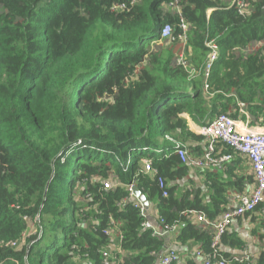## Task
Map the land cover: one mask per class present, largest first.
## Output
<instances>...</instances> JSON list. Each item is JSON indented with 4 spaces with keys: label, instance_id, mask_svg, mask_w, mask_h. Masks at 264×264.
I'll return each instance as SVG.
<instances>
[{
    "label": "trees",
    "instance_id": "16d2710c",
    "mask_svg": "<svg viewBox=\"0 0 264 264\" xmlns=\"http://www.w3.org/2000/svg\"><path fill=\"white\" fill-rule=\"evenodd\" d=\"M124 1L0 0V264H159L165 239L135 207L131 184L157 206L159 220L180 223V243L202 242L209 254L210 235L183 213L219 219L229 189L244 190L232 163L229 183L208 174L205 203L202 188L187 190L191 170L174 148L182 142L203 154L204 139L182 115L198 125L220 113L236 118L238 99L264 125V46L244 53L264 43V0L244 14L227 0H180V14L167 7L174 0L111 10ZM181 18L190 68L175 65L174 49L165 48L166 61L164 48L154 49L179 44ZM166 24L172 36L162 40ZM211 39L220 52L206 93L200 69ZM145 158L156 174L145 172ZM255 260L264 264V251Z\"/></svg>",
    "mask_w": 264,
    "mask_h": 264
},
{
    "label": "built area",
    "instance_id": "2783aa9c",
    "mask_svg": "<svg viewBox=\"0 0 264 264\" xmlns=\"http://www.w3.org/2000/svg\"><path fill=\"white\" fill-rule=\"evenodd\" d=\"M140 1L141 0H128L123 3H116L111 10L113 12H120L128 9L129 5L131 7L137 5ZM227 1H231L232 5L238 7L239 13L244 14L249 9L251 1L254 0ZM179 3L180 0H174L167 7L170 9L172 8L173 10L171 9V11H174V13L180 14L181 8ZM180 27L182 29V34L179 35V44L185 47L188 42L189 26L183 18H181ZM172 31V26L166 24L161 31V39H170ZM260 44H262V48L264 43ZM207 47L209 49L208 56L200 69L204 75L205 82L203 89L206 93L210 90L208 79L214 64L219 59L220 52L219 45L215 39L207 41ZM247 50L244 51L245 54H248ZM174 63L184 68L191 67L188 60L183 56H180L177 61L175 59ZM196 73L197 70L192 68L191 76L195 77ZM248 108L249 105L246 102L238 99L233 111L237 114L236 118L229 113H220L211 122L200 125L198 135L205 141V150L199 157L193 156L184 143L175 142V153L179 156L181 163L189 167L190 170L208 171L219 168L227 169L235 159L240 158L241 162L244 160L249 164L250 175L253 178V185L250 191L248 190L249 185L245 184L243 191L236 193L231 200H228V208L219 219H208L206 214L196 210L183 213L185 217H189L196 221L199 227L206 231L211 237L210 253H205L203 250H199L196 253V256L201 260L202 264H256L255 257H253L246 248H243L240 254L231 255L229 257H227L222 250L223 238L228 232L231 222L246 214L254 213L264 204V125H253L255 120ZM170 140L172 141V139ZM142 165L145 172L157 173V171L153 169L152 162L149 158L143 159ZM159 187L163 192V196L168 197V187L163 178L159 179ZM109 188H111V186L107 183L105 189ZM136 189L137 187L135 184L129 186L130 197L136 200L135 207L139 208L140 214L147 217V215H149L148 209H146L143 203L136 197ZM25 219L28 221L31 220L27 217ZM159 221L160 226L158 228L155 227L154 230L155 236L159 238H163L179 230L180 223L170 225L167 224L163 218ZM38 222V217L36 220H32V223L35 225H37ZM143 227H153V225L150 221H144ZM34 231L31 230V233ZM106 234L108 236L112 235L109 230L106 231ZM24 237L25 235L20 242H11V245L13 247L21 245L26 240ZM161 264H179L178 253L175 250L167 251Z\"/></svg>",
    "mask_w": 264,
    "mask_h": 264
},
{
    "label": "crops",
    "instance_id": "0c3cea01",
    "mask_svg": "<svg viewBox=\"0 0 264 264\" xmlns=\"http://www.w3.org/2000/svg\"><path fill=\"white\" fill-rule=\"evenodd\" d=\"M236 107V104L233 108V111ZM183 118L187 121L189 129L198 135V129L199 126L193 120L188 114H183ZM254 126H257L253 122ZM199 136V135H198ZM193 156L199 157L197 153H193ZM202 155V154H201ZM240 158H237L234 160L233 165H231L234 168V173L238 177L245 178V184H248V190L250 191L253 182L251 181V175H250V166L248 163H246L244 160L241 162ZM228 168H219L214 170H194L191 169L188 182L189 186L186 187L187 190L190 188L191 191L197 190L202 188V195H206L205 197V203L210 204L209 200V194H212L209 186H207V180H208V174L215 175L217 179L229 183L230 181H233L234 178H231L228 175ZM249 181V182H248ZM251 181V182H250ZM185 186H187L185 184ZM185 187L183 188L182 185L179 187L178 191L180 192V195L182 194ZM241 191H237L235 189L230 188L229 191L225 194V197L227 200H231L233 196ZM148 216L151 220V222L154 224L156 228L160 226L159 221V211L157 209V206L155 204L149 203L148 208ZM180 230V227H179ZM179 230L172 232L168 234L167 236L163 237L165 239V248L166 252L169 250H175L178 253L179 256V264H189L190 261H195L196 264H202L201 260L196 256L197 251L203 250L202 242H195L191 241L186 244L180 243L178 240ZM227 239L226 242L222 244V250L225 253H228L231 255H238L242 252L243 248H246L249 250V252L253 255V257L257 258L258 255L264 251V204L262 207H259L254 213L249 214L247 216H243L241 218L234 219L231 222V226L228 229L227 232ZM232 237H235L238 239L241 243H243V248L240 249L238 247H232L231 242H233ZM238 241V242H239ZM166 252H164L166 254ZM162 254L161 257L159 255V264L162 263V259L165 256V254Z\"/></svg>",
    "mask_w": 264,
    "mask_h": 264
},
{
    "label": "rangeland",
    "instance_id": "374dc122",
    "mask_svg": "<svg viewBox=\"0 0 264 264\" xmlns=\"http://www.w3.org/2000/svg\"><path fill=\"white\" fill-rule=\"evenodd\" d=\"M142 1V0H141ZM140 1V2H141ZM139 2V3H140ZM167 42H170V40L169 41H167ZM166 44V42H161V43H158V44H156L155 46H154V49H155V51H162L163 50V48H164V50L160 53V55H161V57H162V59H163V61H166V59H167V50L166 49H168V50H172V49H174V52L176 53V56H175V58H174V61H175V59H176V61L179 59V57L180 56H183V57H185L186 59H187V56H186V54H185V49H186V46L184 47V46H181V45H179V44H175V45H173V48H172V45L171 46H167V45H165ZM261 46H262V44H260V43H254V44H252L251 46H250V48L247 50V53L249 54H254V53H256L260 48H261ZM166 48V49H165ZM166 50V51H165ZM157 53V52H156ZM239 55H240V53H239ZM188 60V59H187ZM190 63V62H189ZM191 65V64H190ZM191 67H193V65H191ZM261 103V102H260ZM255 120V119H254ZM29 227H30V229L32 230V231H34L35 229H36V225L34 224V223H29Z\"/></svg>",
    "mask_w": 264,
    "mask_h": 264
},
{
    "label": "water",
    "instance_id": "95a60500",
    "mask_svg": "<svg viewBox=\"0 0 264 264\" xmlns=\"http://www.w3.org/2000/svg\"><path fill=\"white\" fill-rule=\"evenodd\" d=\"M135 195L143 203V205L145 206V208L148 209L149 208V201H148L147 197L143 193H141V191L139 189H136L135 190ZM164 252H166V248H164L163 251H161L160 257H161V255Z\"/></svg>",
    "mask_w": 264,
    "mask_h": 264
}]
</instances>
